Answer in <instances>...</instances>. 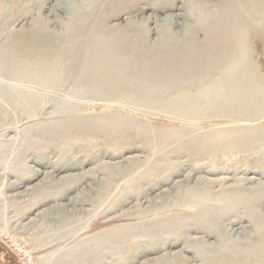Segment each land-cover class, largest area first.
<instances>
[{
    "label": "rangeland",
    "instance_id": "374dc122",
    "mask_svg": "<svg viewBox=\"0 0 264 264\" xmlns=\"http://www.w3.org/2000/svg\"><path fill=\"white\" fill-rule=\"evenodd\" d=\"M190 6L189 0H0V57L22 58L28 67L0 70V133L11 130L0 134V145L6 143L0 187L22 182L0 201V264H168L173 252L187 264H202L187 246L191 241L220 247L225 238L260 241L261 224L248 211L251 192L264 183V114L250 120L193 114L188 103L180 112L167 102L180 98L176 91L161 95L159 108L130 93L128 81L84 77L65 51L74 14L86 39L105 20L107 32L111 26L130 38L145 37L153 54L164 51L170 33L186 46L182 34L197 22ZM258 54L264 61V50ZM145 56L138 60L149 68ZM53 59L60 64L48 77ZM65 117L82 124L62 131ZM244 126L257 127L258 139L247 142L244 130L233 137L217 132ZM212 133L222 134L217 144L205 139ZM190 186L210 194L196 202L175 199ZM258 199L264 212V193ZM263 249L252 248L240 260L264 264Z\"/></svg>",
    "mask_w": 264,
    "mask_h": 264
},
{
    "label": "bare ground",
    "instance_id": "6f19581e",
    "mask_svg": "<svg viewBox=\"0 0 264 264\" xmlns=\"http://www.w3.org/2000/svg\"><path fill=\"white\" fill-rule=\"evenodd\" d=\"M189 1L191 4L190 10L192 14H194L193 17H196L197 22L196 24L194 23L195 25L193 26V28H188L187 30H185L184 34H182L184 35L183 38L187 39V42L184 41L186 42V46H180V44L173 37L174 35L170 33L166 35V38H164V51H159L158 54H153L152 52H150V49H147L148 45L145 37L141 39L130 38L127 33H121L122 31L119 29L113 30L111 26H108L111 31L107 32V23H105V20L97 25L98 29L96 28V31L94 32L95 36H93L92 39H86L83 38L84 31L81 27L82 23H77L80 19L78 16H76V14H74L73 19H75L74 23L76 25L72 26V28H67L65 32L66 35H69L68 37L71 39L72 42L70 45L71 47L65 49V51L69 49L67 52V56L70 59L76 60L72 64L80 63V67L82 70L81 74H84V77L94 76V78L92 79H95L104 84H106L107 81H114L110 80L113 78L118 81H128L129 85L132 86L131 89H128L130 93H139L140 98L147 101L148 103L155 104L158 107L160 106L159 108H161V105L164 101L161 97H168L176 91L180 93V98L168 99L167 102H169V105L173 106L175 104L176 106H179L177 107V111L180 112L183 110V108L181 109V106H184L185 103H188L190 107H192L189 111H191L193 114H215L218 116L233 117L238 120H250L254 117L263 115L264 61L261 60L260 57L256 58L255 54L261 53L262 49L264 50V0ZM81 3L82 2H80L79 4L81 5ZM86 15L87 14H84L82 16ZM191 22L193 24V21ZM163 25L165 26V24ZM200 30L204 32L203 38H200L198 35V32ZM79 38H83V40H79ZM136 49H138L140 53H137ZM83 50L85 52V56L80 59L79 55L82 53ZM141 52H146V54L148 55L145 57L148 61V64L150 65L149 68L144 67L143 64L138 60V56L142 54ZM0 62V70L3 68V66H15L16 64H18L20 69L23 68V70L25 69V67H27L25 64L26 62L22 58H20V60H18L17 62L16 59L8 57V54L6 53L2 57H0ZM59 62L60 61L53 59L47 64L48 68H46V75L48 77H51L52 74H54V72L57 70L60 64ZM31 72L34 71L31 70ZM140 77L146 79H140ZM191 90L194 92H192ZM110 91L114 92L115 89H111ZM96 121L99 122L100 120L97 119ZM81 122L80 118L78 117H65L64 123L60 125L61 127L59 128H61L60 130L62 131H66V129L70 127L72 129H77L81 126ZM97 122L93 123L97 124ZM102 122L103 121H101V124ZM93 123V126L91 127H98V125H94ZM253 127L254 128L244 126L241 127L242 129H227L220 130L217 132L226 133L227 135L231 133L230 136L233 137L236 136V131L244 130L245 134L250 136V138L246 135L244 136L245 140L248 142V140L250 139V141L257 140L259 137L258 134L253 135L256 134L254 130L258 129L255 126ZM9 131L11 130L5 131L7 132L6 134H8ZM4 133H0L1 138H3ZM215 133L209 135L205 134V139L213 141V144H217L218 140H220V137H222V134L215 135ZM255 136L258 137L255 138ZM242 138L243 136L238 135L235 140L238 144H240L242 141H244V139ZM198 139L199 138L196 137V140ZM208 143L210 144V142ZM3 144L0 145V148ZM152 171H157V168L154 167ZM117 174L115 176L119 175ZM199 180L201 181V179ZM63 181L64 180H61V183H63V185H65L64 183H68V180H65L64 182ZM204 181L205 184L210 183V181L208 180ZM110 182L108 181V183ZM198 182L199 181H197V185ZM21 186L22 182L18 180L9 183L8 185H6V187H4L3 183L0 187V201L4 198H8L11 195H7L8 191L11 192L12 190L20 188ZM177 186L181 188V185H179V183ZM190 188L191 189H187L185 191L178 190L179 195H177L175 199H189L196 202L198 198L204 199L207 194H210V190L207 189L203 190L201 188H192L191 186ZM39 190L43 191L42 188ZM30 193L34 194V192ZM261 193H264V183L257 188V191L251 192V195L249 196V203L251 205L250 210L248 211L249 215L251 216V219L256 221V223L261 224L259 228L260 231H262L260 235V241L258 243H255L254 241H252L254 243H249V241L246 240L249 237L243 239L231 238L229 241L225 238L224 240L226 241L222 240L223 245H221L220 247L219 245L215 244L208 245L206 244V242H204L205 240H190L192 243H188L189 245L187 246L193 249L194 255L196 256L195 259L199 261L202 260V264H237L239 261H243V264L245 259L240 260L242 256H244L243 254H249V250H252V248L258 246L262 248L264 246V212L260 210L262 203L261 200L259 201L258 199ZM37 196L38 195H36V197ZM47 202L48 201H46V203ZM171 202H173V200H171ZM91 206H93V203ZM33 219L32 221L35 220ZM68 221L69 220H65L64 223H67ZM33 223H35V221ZM51 225H53V223H51ZM251 245H253V247ZM173 253L174 257L170 258L168 264H187L184 257H182L180 253ZM259 254H264V249L263 252H260ZM43 262L44 261H42V263ZM254 262L255 261H251L250 264H254Z\"/></svg>",
    "mask_w": 264,
    "mask_h": 264
}]
</instances>
